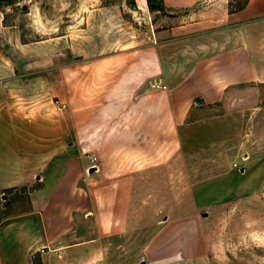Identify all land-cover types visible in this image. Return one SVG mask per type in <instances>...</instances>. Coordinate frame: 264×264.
Masks as SVG:
<instances>
[{
	"label": "crops",
	"instance_id": "crops-1",
	"mask_svg": "<svg viewBox=\"0 0 264 264\" xmlns=\"http://www.w3.org/2000/svg\"><path fill=\"white\" fill-rule=\"evenodd\" d=\"M201 1L160 0L190 16L63 65L58 112L35 96L22 109L21 80L0 58V195L27 189L26 209L0 221V264H208L201 217L165 207L164 171L199 106L263 76L246 28L264 24V0L220 14Z\"/></svg>",
	"mask_w": 264,
	"mask_h": 264
},
{
	"label": "rangeland",
	"instance_id": "rangeland-1",
	"mask_svg": "<svg viewBox=\"0 0 264 264\" xmlns=\"http://www.w3.org/2000/svg\"><path fill=\"white\" fill-rule=\"evenodd\" d=\"M246 1L202 0L201 6L220 14ZM189 16L188 11L167 10L160 0H147L144 11L138 0H0V58L12 64L14 77L21 80L22 109L28 96H35L31 105L45 109L47 103L58 112L57 79L63 65L146 44L157 31ZM255 37L261 39L256 49L262 52L255 53L264 67V24L246 28L253 54ZM261 71L260 80L229 91L219 104L198 107L196 119L182 133L179 159L164 171L165 207L175 216L201 217L208 264H264ZM54 121H59L57 114ZM4 195L0 221L26 209L27 189ZM138 240L128 236L133 254Z\"/></svg>",
	"mask_w": 264,
	"mask_h": 264
}]
</instances>
